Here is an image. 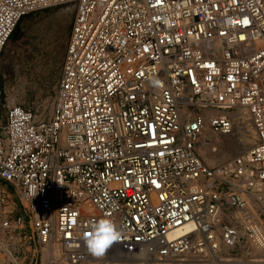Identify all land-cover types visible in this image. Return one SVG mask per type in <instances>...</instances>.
<instances>
[{
  "label": "built area",
  "instance_id": "obj_1",
  "mask_svg": "<svg viewBox=\"0 0 264 264\" xmlns=\"http://www.w3.org/2000/svg\"><path fill=\"white\" fill-rule=\"evenodd\" d=\"M60 4L75 14L50 113L4 112L0 80V264H87L101 219L122 232L105 264L115 248L264 264V0H0V58ZM239 109L255 143L209 165L202 133Z\"/></svg>",
  "mask_w": 264,
  "mask_h": 264
},
{
  "label": "rangeland",
  "instance_id": "obj_2",
  "mask_svg": "<svg viewBox=\"0 0 264 264\" xmlns=\"http://www.w3.org/2000/svg\"><path fill=\"white\" fill-rule=\"evenodd\" d=\"M74 14V8L70 4H60L22 17L14 37L10 38L0 58L4 112L7 106L20 104L35 112H43L46 115L50 113ZM51 90H54L53 94ZM244 130L251 141L248 146L242 144ZM205 134L210 141L223 143V145L216 144L213 148L218 150L220 146H223L227 150L223 160H217L213 165L230 161L236 154L255 143V131L252 124L241 128L237 126L236 119L234 129L229 134L212 133L206 130L201 136ZM199 150L201 153V149ZM8 187L11 191H15L11 184ZM186 258L183 257V261L181 259L180 261L146 259L148 262H145L143 259L131 262L134 264H199L184 260ZM100 264H105V261Z\"/></svg>",
  "mask_w": 264,
  "mask_h": 264
},
{
  "label": "bare ground",
  "instance_id": "obj_3",
  "mask_svg": "<svg viewBox=\"0 0 264 264\" xmlns=\"http://www.w3.org/2000/svg\"><path fill=\"white\" fill-rule=\"evenodd\" d=\"M230 114L233 116L234 119L237 120V126H239L241 128L251 126L252 122H251L250 117L248 116V113L246 110H243V109L240 110L239 109V110L231 111ZM242 134H243V139H244V142L242 144L248 146L251 142L249 139V136L245 130L242 132ZM241 138H242V136H241ZM216 144L223 145V143L220 141H218V142L217 141H214V142L210 141L208 139V135H206V134L201 136V138H200L198 146H199V149H201L202 156L204 157V159L207 161V163L209 165H213L217 160H223V158L227 155V150H225L223 146L219 145L220 148L218 150L213 148V146ZM176 233L177 232L172 233L171 236L175 235ZM145 249L146 248H143L144 251H145ZM47 250L50 251V253H53L54 256H58L61 253V249L59 247H53V248L47 249ZM112 250H110L108 252V254H106L107 259L109 258V260L114 261V262H109V264H123V263H126L125 260L129 259V258L126 259L127 256H123L124 253L121 249L115 248ZM123 257H125V258H123ZM150 259L153 261H157V258H154V257H150ZM88 260H89V264H100L104 260V258H101V257L98 258V257H95L93 255H89ZM184 260L193 261L196 259L194 258V255L192 254V255H187V258ZM132 262H133V260H132ZM145 262H148V261H146V259H145Z\"/></svg>",
  "mask_w": 264,
  "mask_h": 264
},
{
  "label": "clouds",
  "instance_id": "obj_4",
  "mask_svg": "<svg viewBox=\"0 0 264 264\" xmlns=\"http://www.w3.org/2000/svg\"><path fill=\"white\" fill-rule=\"evenodd\" d=\"M121 238L122 232L113 221L101 219L93 225L91 233L85 237V245L93 256L100 258Z\"/></svg>",
  "mask_w": 264,
  "mask_h": 264
},
{
  "label": "trees",
  "instance_id": "obj_5",
  "mask_svg": "<svg viewBox=\"0 0 264 264\" xmlns=\"http://www.w3.org/2000/svg\"><path fill=\"white\" fill-rule=\"evenodd\" d=\"M19 22H20V21H19ZM17 27H18V25H17ZM15 30H16V28H15ZM15 30L13 31V33H12V35H11L10 38H13V37H14ZM53 93H54V90H51V94H53Z\"/></svg>",
  "mask_w": 264,
  "mask_h": 264
}]
</instances>
